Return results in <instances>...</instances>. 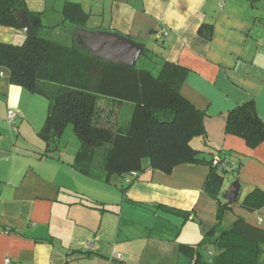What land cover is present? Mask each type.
I'll list each match as a JSON object with an SVG mask.
<instances>
[{"label":"crops","instance_id":"0c3cea01","mask_svg":"<svg viewBox=\"0 0 264 264\" xmlns=\"http://www.w3.org/2000/svg\"><path fill=\"white\" fill-rule=\"evenodd\" d=\"M66 1L88 15L86 32L127 37L185 71L180 93L205 114L206 139H194L192 147L206 159L230 154L240 163L221 187L223 200L239 183L223 225L240 218L264 231V142L250 149L224 132L227 113L249 101L264 123V0H25L45 26L60 28L61 11L54 8ZM203 25L212 27L210 39L198 34ZM161 29L167 37L158 39ZM24 39L0 25V43ZM48 110L46 99L11 85L0 67V264H190L181 246H195L217 224L216 202L203 191L209 168L147 170L132 182L129 175L113 177L107 185L116 192L96 201L99 210L82 190L93 186L72 166L80 146L73 151L59 141L58 153L45 155L38 133Z\"/></svg>","mask_w":264,"mask_h":264},{"label":"trees","instance_id":"16d2710c","mask_svg":"<svg viewBox=\"0 0 264 264\" xmlns=\"http://www.w3.org/2000/svg\"><path fill=\"white\" fill-rule=\"evenodd\" d=\"M20 10L26 12L31 34L21 44L0 43V67L8 70L11 85L48 101L38 133L45 155L58 153L70 125L80 143L74 170L101 183L125 175L132 182L147 170L169 175L183 164L207 166L203 191L216 202L217 224L195 246H181L182 253L191 258L190 264H261L264 231L240 218L229 227L223 225L230 204L221 199L220 191L225 177L237 173L239 161L230 154L206 159L191 145L194 139H206L205 114L180 93L185 71L147 48L132 68L92 58L76 43L74 31L88 19L79 4L64 3L60 28L45 26L41 13L30 12L25 0H0V25L19 31L15 13ZM211 31L210 25H203L198 34L210 39ZM50 34L60 40L50 39ZM124 108L128 116L121 124L123 114L118 110ZM224 132L242 139L250 149L264 142V123L254 101L227 113ZM215 158L228 167L214 165ZM90 203L98 209L103 205ZM162 210L188 217L179 210Z\"/></svg>","mask_w":264,"mask_h":264},{"label":"water","instance_id":"95a60500","mask_svg":"<svg viewBox=\"0 0 264 264\" xmlns=\"http://www.w3.org/2000/svg\"><path fill=\"white\" fill-rule=\"evenodd\" d=\"M15 17L20 33L25 36L30 35L32 28L25 10L16 12ZM74 33L76 43L82 49L87 50L92 58L126 68H132L136 65L145 48L143 44L136 43L127 37L115 33L86 32L83 29H77ZM238 191L239 183L235 182L227 193L223 195V200L227 203L235 201Z\"/></svg>","mask_w":264,"mask_h":264},{"label":"rangeland","instance_id":"374dc122","mask_svg":"<svg viewBox=\"0 0 264 264\" xmlns=\"http://www.w3.org/2000/svg\"><path fill=\"white\" fill-rule=\"evenodd\" d=\"M62 8L63 7L61 6V8H54V9L60 12L62 10ZM49 38L53 39V40L59 39L56 36L51 35V34L49 35ZM118 112H121L123 114L121 117V121H120V123L122 124L127 120L128 108L127 109L124 108L123 110L120 109V110H118ZM60 143L62 144L61 146H63L65 144V147L68 146L69 150H73V151H76L78 149V147L80 146V143L76 139L75 135L73 134L72 127L70 125L66 127V129H65V131H64V133L60 139ZM193 145L195 147V142H193ZM81 180H82V182H88L91 186H93L91 189H90V186H88V188L90 190L89 189H85V190L82 189L85 192L84 194H86L89 197V199H92L93 201H99V202H101L102 200L109 201L110 200L109 195H111L109 192L113 191L114 194L116 192V190L113 187H111L105 183L94 181V180L87 178V177H84V176L81 177ZM116 181H117V179H114L112 181V184L113 185L116 184ZM106 192H108V193H106ZM143 218L147 219L148 216L144 215ZM227 223L228 222L226 221L225 224L227 225ZM156 253H158V252H156ZM180 256L184 257L185 254L181 252ZM179 264H186V263H183V261H181Z\"/></svg>","mask_w":264,"mask_h":264},{"label":"built area","instance_id":"2783aa9c","mask_svg":"<svg viewBox=\"0 0 264 264\" xmlns=\"http://www.w3.org/2000/svg\"><path fill=\"white\" fill-rule=\"evenodd\" d=\"M165 37H167V32L164 29H161V30H159L157 32V38L158 39H162V38H165ZM14 119H15V114L13 112H9L8 115H7V122L8 123H12L14 121ZM213 164L214 165H220L221 168L228 167L226 165L227 164L226 162L221 163L218 158H215L213 160ZM113 258L117 259V260H121L122 257H121L120 254H117V255L113 256ZM5 264H10V260L6 259L5 260Z\"/></svg>","mask_w":264,"mask_h":264}]
</instances>
